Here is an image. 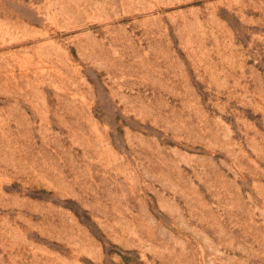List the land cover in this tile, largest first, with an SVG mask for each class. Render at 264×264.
Listing matches in <instances>:
<instances>
[{
	"label": "rangeland",
	"instance_id": "1",
	"mask_svg": "<svg viewBox=\"0 0 264 264\" xmlns=\"http://www.w3.org/2000/svg\"><path fill=\"white\" fill-rule=\"evenodd\" d=\"M0 264H264V0H0Z\"/></svg>",
	"mask_w": 264,
	"mask_h": 264
}]
</instances>
